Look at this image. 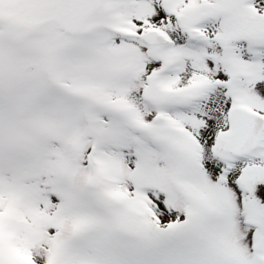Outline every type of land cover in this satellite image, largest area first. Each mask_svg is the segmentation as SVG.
Segmentation results:
<instances>
[{"label": "snow or ice", "instance_id": "obj_1", "mask_svg": "<svg viewBox=\"0 0 264 264\" xmlns=\"http://www.w3.org/2000/svg\"><path fill=\"white\" fill-rule=\"evenodd\" d=\"M0 264H264V0H0Z\"/></svg>", "mask_w": 264, "mask_h": 264}]
</instances>
